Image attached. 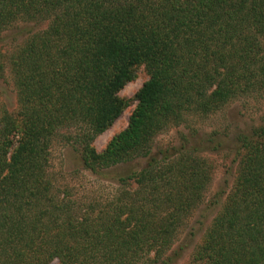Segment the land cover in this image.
Listing matches in <instances>:
<instances>
[{"label":"trees","instance_id":"16d2710c","mask_svg":"<svg viewBox=\"0 0 264 264\" xmlns=\"http://www.w3.org/2000/svg\"><path fill=\"white\" fill-rule=\"evenodd\" d=\"M14 27L24 40L0 49L16 96L15 110L0 111V264H169L165 249L211 178L200 155L218 144L152 152L153 137L188 113L264 96V0H0V32ZM141 67L148 79L127 127L96 151L89 132L118 117L127 102L117 92ZM71 120L78 129L61 133ZM58 137L101 179L145 162L114 177L109 202L74 213L47 169ZM233 148L232 187L193 263L264 264V124Z\"/></svg>","mask_w":264,"mask_h":264},{"label":"rangeland","instance_id":"374dc122","mask_svg":"<svg viewBox=\"0 0 264 264\" xmlns=\"http://www.w3.org/2000/svg\"><path fill=\"white\" fill-rule=\"evenodd\" d=\"M32 26L34 30L40 28L39 25ZM22 40H24V35L19 34L17 27L2 31L0 32V49L7 51L15 49ZM147 79L148 74L144 67H141L136 78L126 83L117 92V95L126 101L127 105L110 126L100 132H89L92 137L91 145L96 151L103 150L115 135L127 127L129 116L136 106V101L133 99L134 94ZM15 106V90L9 70L6 69L4 76L0 78V111L6 108L10 112L15 110ZM185 118L184 122L178 125H167L153 137L152 152L165 149L170 145L179 146L182 144L186 147L190 144L189 142L198 138L213 139L218 146L212 148L211 144V148L200 155L202 158H206L212 166L211 178L202 192V201L192 209L173 238L170 247L165 249L164 259L171 258L169 264H197L192 260L194 252L201 243L205 229L219 209L225 192L232 187L233 171L236 164L233 148L235 138L240 133H249L253 126L264 124V96L230 101L217 110L205 114L188 113ZM61 124L63 127L59 131L67 134L75 132L80 121L71 120L68 122L69 125ZM144 162L145 158H134L119 163L106 169L107 177L101 179L83 169L78 154L71 146L63 144V139L58 137L52 141L47 169L55 187L58 190L62 189L59 194H62V191L69 192L70 201L74 203L72 212L80 214L85 210H92L87 207L89 201L95 200L100 205L109 202L111 196L113 198V194L118 189L115 180H113L114 177L116 178L126 171L138 170ZM132 185L136 186L135 182ZM98 207L101 206L93 208L95 213ZM167 261L151 264H167Z\"/></svg>","mask_w":264,"mask_h":264}]
</instances>
